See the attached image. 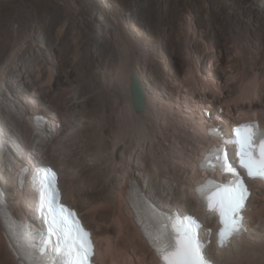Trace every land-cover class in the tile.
Returning a JSON list of instances; mask_svg holds the SVG:
<instances>
[{"label":"rangeland","instance_id":"1","mask_svg":"<svg viewBox=\"0 0 264 264\" xmlns=\"http://www.w3.org/2000/svg\"><path fill=\"white\" fill-rule=\"evenodd\" d=\"M91 1L95 3L94 6L89 5L87 0H0V27L4 31H8L0 33V45L6 39V35H10L13 39L8 53L15 49L17 54L24 52L26 56L25 62L18 61L14 64V77L9 73L11 67L9 64L5 69V75L1 76V80L6 79L4 80L6 93L4 97L12 100L14 97L9 89L11 82H21L22 86H26L23 83L28 84V92L40 101V105L34 106L33 109H37V112L39 110V113H44L50 119L51 115L54 116L53 113L58 114V122L66 127L64 137L58 134L53 140L54 144L51 147H46V154L43 156L41 164H48L58 170L61 175L65 201L80 211L86 225L98 237V248L104 253L105 250L113 251L107 248V242L111 241L113 244V237L117 236L116 224L111 220L114 216L113 212L119 207L111 191L118 176L111 172V164L113 159H118L120 154L119 138L125 137L128 140L129 135L133 133L126 131L124 127L121 128L113 115L109 119V123L93 125L92 111L96 102L101 105L110 102L108 109H101L99 112L101 116H109L111 113L110 104L113 106L111 96L104 97V100L100 97H92L93 90L103 91L100 85L97 88V85L94 84L95 78L98 81L103 78L110 84L111 73L107 71V67H110L114 58L116 59L111 54L117 48L112 42L113 39L107 35L106 29L111 30L117 27L121 20L127 31L124 32L125 39L138 42L148 52L147 54L145 50L141 52L135 50L138 58L134 61V67H142L144 80L150 85L148 87L158 89H156L157 98L154 100L156 105L154 113L158 122L155 124L154 136L156 135L157 154L166 160L168 152H179V148L188 137L187 133L192 132L188 126L185 128L186 133L180 132V126L183 125H180L182 121L179 120L184 117L183 114L189 115L192 112H197V110L195 111L196 99L197 103H201L200 105L205 109L211 108L212 115L208 119H211L210 121L214 119L213 123L217 119L214 116L216 112L221 113L226 121L229 120V123H224L228 129L233 121L245 117L244 114L238 116L237 112L233 113L234 116L227 115L225 104L228 103L235 110L249 109L250 106L238 102L237 97L249 95L258 85L257 82L264 83V22L259 25L254 21L253 16L245 17L242 14L243 20H248V18L252 20L250 31H246L242 25L236 24L237 17L233 15L229 16L233 27L228 32L220 30V27L215 23L208 24L209 26L206 27L210 18L205 12L192 13L185 12L184 9L188 5L192 7L193 11L206 8L209 4L207 0ZM99 1H103L105 7ZM227 2L230 4L231 0H227ZM244 3L246 6H251V9L264 6V3L258 0H244ZM231 12L229 9V13ZM229 13L228 15H230ZM39 21L41 29L35 32L33 26H36ZM24 23L28 24L29 28H24ZM82 28H84V38L80 39L77 38L76 33ZM95 29L99 30L101 44L99 49L95 45H89L88 42L89 38L95 36ZM62 31H67L70 35L60 43ZM28 46L30 48L27 50ZM8 53L5 57L8 56ZM100 53L102 54L100 55ZM106 53L108 56H105ZM188 58L193 64L191 66L196 69V78L204 83L200 82V85L197 86L192 84L193 82L188 76ZM198 60L200 62H197ZM2 66L3 64L0 65V67ZM198 69L200 73H198ZM131 70L128 71V74L131 73L130 77L134 73L133 69ZM207 79L210 83L213 82L212 85L205 84ZM60 87L62 90L65 88L63 92L66 93V97L64 99L68 100L67 104L71 108L55 101L54 93L57 89L60 91ZM213 90L223 92V94H220L217 99L213 98L211 95ZM69 91L78 92L77 103L71 100L72 95ZM150 92L155 98L154 91L150 89ZM192 93L196 96L194 101ZM224 95L226 96L223 97ZM206 96L210 97L209 103H211V99L216 101L210 106L208 100L201 99ZM0 101H3L1 95ZM245 102L248 103V101ZM6 103L8 104V101ZM6 103H4L5 107H7ZM73 104L75 108L72 106ZM157 109L158 111H156ZM258 111L260 117H264V105L262 106L261 103ZM49 112L52 114L50 115ZM0 115L4 123L5 109H0ZM252 117L257 116L252 114ZM169 123H173V125L170 126ZM0 129L2 130L1 127ZM1 130L0 158L7 160L9 154H6L5 157L1 153L2 150H5L3 142L5 137ZM22 130H24L25 136H30L34 131L31 124L23 127ZM93 131L97 135L96 139L91 138V135L95 134ZM34 134L32 141L38 143L45 141L42 142L45 145L50 143L46 136L36 137L35 131ZM177 137L181 140L177 141ZM61 145L64 146L63 157L54 152L56 146L60 147ZM17 148L21 150L22 143ZM113 148L114 153L112 154ZM146 151L138 150L136 158L135 168L138 167L139 170H137L142 173L146 171L147 165L150 163ZM169 167L171 169L168 173L174 174V165L170 164ZM1 172L6 176L0 167ZM131 175L136 177L134 174ZM87 180L94 183V188L86 187L84 181ZM108 180H113L111 185L107 184ZM3 183L7 185L5 179ZM0 185L6 189H4V193L7 192L5 193V198H7L9 188L1 182ZM257 190L256 188V192L254 191L252 210H255L254 205L259 208L262 204L263 192L259 193ZM72 191H75L77 195L76 200L66 197V194ZM158 200L154 198V201L163 207ZM189 207L185 209L188 213L197 214L194 211V205ZM31 208V203L26 202L23 213L25 217H30ZM163 208L165 209V207ZM169 209L166 208V210ZM256 224L258 226L260 224L258 219L253 221L252 225ZM214 251L216 250L212 244L209 256ZM3 256V249H0V262ZM228 264L230 263L228 262Z\"/></svg>","mask_w":264,"mask_h":264},{"label":"bare ground","instance_id":"2","mask_svg":"<svg viewBox=\"0 0 264 264\" xmlns=\"http://www.w3.org/2000/svg\"><path fill=\"white\" fill-rule=\"evenodd\" d=\"M207 1L209 2V4H207L206 8H201L203 10L199 8V10L193 11L192 7L188 5L184 9V11L192 12V13L205 12L206 15L210 18L208 23H206V27L209 26L208 24L215 23L220 27V30L224 32H228L230 28L233 27L229 19V16L231 15L237 17L235 23L239 24L240 26L242 25V27L246 29V31L251 30L252 20L249 18L248 20L247 19L243 20L242 14L245 17L249 15L253 16L254 21L258 22L259 25H262V23L264 22V6L263 7L259 6L256 7L255 9H251V6L245 5L244 0H231L230 4L227 2V0H207ZM258 1L264 3V0H258ZM99 2L103 4V1H99ZM87 3H89V5L91 4L92 6L95 5V3H92L91 0H87ZM217 4L218 6H216ZM103 5L105 7V4ZM229 9H231L232 11L231 13H229ZM228 13L230 15H228ZM23 26L24 28L26 27L29 28V25L26 23H24ZM40 26H41V22L39 21V23L37 22L36 26H33V30L35 32L36 30L38 31L39 29H41ZM83 30L84 28H82L81 31L79 30L77 31L76 33V35H78L77 38L80 39L84 38ZM3 31L4 29L0 27V33ZM125 31L126 29L123 27L121 20H119V25H117V27L111 30L106 29L107 35H109V37L113 39L112 42L115 43V46L117 48V50L111 54V56L116 57V59L114 58L111 62L110 67H107V71L111 73V78L109 80L110 84H108V82L103 78L99 81L95 78L94 84L97 85V88L98 85H100L101 86L100 88H102L103 91L100 90L94 91L92 89L93 98L100 97L101 99L104 100L105 99L104 97L111 96L113 102V106L110 104L111 113L109 116L108 115L101 116L99 115V112L101 111V109H108V105L110 102L104 105H101L99 102H96V106L92 111V117H94V119L91 118L93 120V125L96 126V125L107 124L110 122L109 119L112 118L111 116L113 115V118L116 117L115 119L117 123L120 124L121 128L124 127L126 131L133 132L132 134L129 135L128 140L125 137L119 138L118 145L120 146V154L118 159H113V162L111 164V172H113V175L115 173V175L118 176V178L115 179V185H113L114 187L113 190L111 191V194L115 197L116 200L115 202L118 203V207H119L113 212L114 216L111 220L116 224L117 236L113 237V244L111 241L107 242L108 245L107 248L108 249L110 248V250L113 251L108 252L105 250V252L103 253L102 250H100V248H97L95 259L98 264H107V263L158 264V259L156 258L155 254L152 252L150 247L148 246L144 238V235L142 233V230L140 226L137 224V222L140 221L141 218L136 216V211H135L136 201H133L134 194L133 193L131 194V192H134L136 189V191L143 193L155 206L159 208L165 207V209L171 208L169 209L171 211L180 208L182 214H187L188 212L185 209H188L190 208L189 206L194 205L195 213H197V215H199L205 221L206 225L209 227L214 225L215 217H212L210 214L205 213V211L200 207L199 201L197 200V198L193 193L195 186L202 182V179L205 176L204 174L207 173L206 171L200 170L198 167H200V160L203 158L205 152L208 150V148L211 145L212 140H210L206 136L205 130L209 128L210 125H214L213 124L214 119L210 121L211 119H208L205 116H203V110L205 108L200 105L201 103H197V99L195 100L196 96L195 94L192 93L193 101L195 100V111L197 110V112H192L189 115L183 114L184 117L181 120H179L180 122L182 121V124L180 125H183L180 126L181 127L180 132H182L183 134L184 132L186 133L187 131L185 129L186 126L190 127L191 128L190 130L192 132L190 134H188L189 132L187 133L189 138L187 137V139L184 140L185 143L179 148V152L170 151L167 154V159L163 160V158H161L159 154H157V147H156L157 143H155L156 135L154 136L155 124L156 123L158 124L154 113L155 112L154 108H156L154 100H156L158 95V94L156 95L157 88L155 87L149 88L148 86L150 85H148V83L144 80V69L142 67L139 68L134 67V61L136 60V58H138V56H136L135 50L141 52L144 51L145 49H143L141 45H139V43L136 41L133 40L127 41L125 39L126 37L124 33ZM4 32H8V31H4ZM95 32H96L95 36L89 38L88 42L89 45L90 44L95 45L99 49L101 47V44L99 42L100 41L99 30L95 29ZM69 35H70L69 32L62 31L60 43L64 42L63 40L66 39ZM12 39L13 38H11L10 35H6V39L0 45V65L3 64V66L0 67V95L3 97V101H0V109L1 110L5 109V115H6L4 118V123H3V118L0 115V127L2 128V130L1 129L0 130L2 131V134L5 137V140L3 141L5 145V150L4 151L2 150L1 153L4 154L5 157L6 154L7 155L9 154V158L7 157V160H3L0 158V167L2 170H4V173L6 175L4 176L2 172L0 173V182L3 185H5L3 183L5 179L7 184L5 186L9 188L8 197L5 198V193L7 192L4 193L5 188L3 189V187L0 185V197L4 200V202L8 205V207H10L11 210L16 212L20 217H25L23 213L25 210L26 202H30L31 206H33L36 202V194L30 191L27 185L23 186L22 189L18 188L15 180V175L16 172L20 170V168L18 167L19 165L15 166L14 163H12V161L18 162L19 164H23L24 162L27 163L28 161H32L33 164H41V162L44 159L43 156L46 154L45 153L46 147H51L54 144L53 140L56 138V136H58V134L64 137L66 127L62 125L61 129L58 131L55 127L52 128L51 124L49 123L46 124L42 128V130H40L33 125L32 117L34 115L36 114L45 115V114L39 113V110L37 112V109L35 108H34L35 110L33 109L34 106L40 105V101L32 97V95L28 92V84L26 83H23V85L26 86H22L21 82L20 83L11 82L9 89L12 92L14 99L12 100L6 96L4 97V95H6L4 90V80L6 79L1 80L2 79L1 76L5 75V69H7L8 65L10 64L11 67L9 69V73L14 77L15 76V73L13 72L14 64H16L18 61L25 62L26 60V56L24 52L17 54L16 50L12 49L10 53H8ZM29 48L30 47L28 46L27 50ZM7 53L8 56L5 57ZM101 54L102 53H100V55ZM105 56H108V54L106 53ZM197 62H200V60H198ZM188 65H189L188 76H190V79L193 82L192 84L196 86L200 85L201 80H198L196 78V69L192 67L193 64L191 63V60L189 58H188ZM131 69H133L134 73L137 74L139 81L146 92V109L142 112H136L132 106V101L130 97L131 77L129 75L131 73L128 74V71H130ZM198 73H200L199 69H198ZM81 79L83 80V78ZM92 79L94 80V78ZM205 82H207L205 83L206 85H209L210 83L208 79ZM212 83L213 82H211L210 85H212ZM257 84L258 85L254 87L253 91L249 95L237 97V101L238 102L240 101V103L242 104L249 105L250 106L249 109L239 108L238 110H235L234 108L232 109L228 103L225 104L227 115L234 116L233 113L237 112L238 116H242V114H244L245 116L242 118L240 117L236 121H233L232 125L253 120L252 114L257 116V118L261 120L262 123L264 124V117H260L261 115L260 112L258 111L259 104L261 103L262 106L264 105V100H263L264 83L257 82ZM64 89L62 90L61 87H60V91L59 89H57V91L54 93L55 95L54 98L58 104L60 105L64 104V106H67L68 100H65L66 98L64 99V97H66L65 96L66 93L63 92ZM150 89L154 91L155 98L152 97ZM69 92L70 95H72L71 100L75 101L74 103H77L78 92L77 91L75 92L69 91ZM220 94H223V92L221 93L216 90H213L211 92L213 98L216 99L220 97ZM225 96L226 95H224L223 97ZM201 99L203 101L208 100V105L210 106L216 101V100L213 101L211 99V103H209L210 97L207 96L204 99L203 98ZM7 101L8 104L6 103ZM245 101H248V103ZM198 102L200 101L198 100ZM4 103H6L7 107H5ZM72 106L75 108L74 104ZM156 111H158V109ZM198 112L202 115L200 114L198 115ZM49 113L50 115L52 114V112ZM53 115L54 116L51 115L52 117L51 120L58 122L57 120L58 114L53 113ZM214 116L215 118L217 117V119L220 117L222 119L223 125L224 123L230 122L229 120L226 121V119L221 115V113L216 112ZM28 123L31 124L33 130L36 132V137L46 136V139H48V142L50 143H47L45 145V143L44 144L42 143L45 141L39 143L36 141H32V137L35 135L34 131L30 134V136H25L24 130H22V128L28 126L29 125ZM169 125L172 126L173 123H169ZM93 132L95 133V131ZM184 136L186 137V135ZM96 137H97L96 133L91 135V138L96 139ZM179 139H180L179 137L176 138L177 141H179ZM20 143H22V149L18 150L17 146ZM62 145L60 147L56 146V148L54 149V152L61 157H63L62 152L64 149V146ZM141 148L143 150H147L146 153L148 152L147 153V156L149 158L148 160H150V163H148L147 165L148 167L144 173L139 172L138 167L135 168L136 158L138 156V150H142ZM105 149L107 148L105 147ZM113 153H114V148L112 154ZM170 164L174 165V171H175L174 174L168 173L169 170L171 169L169 167ZM56 166L58 167V165ZM60 169L61 168L59 167V170ZM131 174H134L137 178L139 177L141 180L138 178L139 180L138 181L137 178ZM58 180H59V188L61 189L62 196L63 198H65L60 174ZM112 182L113 180L110 181L108 180L107 184L111 185ZM84 183L86 187L94 188L93 182L87 180L84 181ZM250 184L252 190L253 188H255L254 189L255 192H256V188L258 189L257 192L259 193L263 192L261 199L262 204L261 206H259V208H256L254 205L255 210H252V206H253L252 202L254 196V191H253L245 211L246 219H247V227L249 231L248 233H243L241 238L231 241L229 246L224 250L214 251L211 254L210 258L217 264H228V262L230 264H244L246 262L248 264H264V185L262 183L255 181L251 182ZM1 191L3 195L1 194ZM66 197L67 199L68 198H71L73 200L77 199V195L75 191H72L71 193L68 192L66 194ZM154 198L155 200L159 199L158 202H160V204H162L163 207L158 205L154 201ZM79 215L83 220V224L86 225V221L80 212ZM256 219L260 221L259 226L258 224H256L255 226L252 225L253 221H255ZM110 231L112 230L110 229ZM92 232L94 235V239L96 240L97 238L96 243H98V237H96L93 230ZM108 233L110 234L111 232ZM8 244H9L8 236L4 230L3 221L0 217V249H3L4 252V256L0 264H17L16 255L14 253H11V247H9Z\"/></svg>","mask_w":264,"mask_h":264},{"label":"snow or ice","instance_id":"3","mask_svg":"<svg viewBox=\"0 0 264 264\" xmlns=\"http://www.w3.org/2000/svg\"><path fill=\"white\" fill-rule=\"evenodd\" d=\"M235 143L239 146L240 166L247 171L250 178H264V133L256 131L255 125H241L234 129ZM222 167H226L229 172L234 175L232 181L233 193L230 195L227 209L224 206L220 207L221 217L227 227L220 232V243L223 244L233 234L240 230V213L243 209V202L246 199L247 188L239 173L236 172L225 159ZM50 189L52 185L48 186ZM57 192L52 189L46 193V202L50 209L56 205ZM211 206V205H210ZM60 207V212H64V207ZM71 215V213H69ZM64 217L61 215L59 219L53 216L49 224L48 231L60 235L63 232ZM79 240L78 248L68 246L65 250L59 247H54L52 250L61 252L64 259L59 264H85L92 254V246L88 234L77 236ZM48 245V240L41 238L40 251L43 253L44 247ZM161 260L163 264H207L204 259L200 241L197 239L196 233L190 228L177 230L176 235L169 242L163 243L160 249Z\"/></svg>","mask_w":264,"mask_h":264},{"label":"water","instance_id":"4","mask_svg":"<svg viewBox=\"0 0 264 264\" xmlns=\"http://www.w3.org/2000/svg\"><path fill=\"white\" fill-rule=\"evenodd\" d=\"M130 93L134 110L136 112L144 111L146 109V92L136 73H133L131 76Z\"/></svg>","mask_w":264,"mask_h":264},{"label":"trees","instance_id":"5","mask_svg":"<svg viewBox=\"0 0 264 264\" xmlns=\"http://www.w3.org/2000/svg\"><path fill=\"white\" fill-rule=\"evenodd\" d=\"M208 109H210V108H208ZM212 115V111H210V116Z\"/></svg>","mask_w":264,"mask_h":264},{"label":"clouds","instance_id":"6","mask_svg":"<svg viewBox=\"0 0 264 264\" xmlns=\"http://www.w3.org/2000/svg\"><path fill=\"white\" fill-rule=\"evenodd\" d=\"M49 119H50V117H48ZM50 121H52L51 119H50ZM53 167V166H52Z\"/></svg>","mask_w":264,"mask_h":264}]
</instances>
